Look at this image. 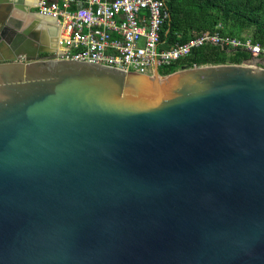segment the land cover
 <instances>
[{
  "label": "water",
  "instance_id": "1",
  "mask_svg": "<svg viewBox=\"0 0 264 264\" xmlns=\"http://www.w3.org/2000/svg\"><path fill=\"white\" fill-rule=\"evenodd\" d=\"M0 1V264H264L259 58L57 60Z\"/></svg>",
  "mask_w": 264,
  "mask_h": 264
},
{
  "label": "built area",
  "instance_id": "2",
  "mask_svg": "<svg viewBox=\"0 0 264 264\" xmlns=\"http://www.w3.org/2000/svg\"><path fill=\"white\" fill-rule=\"evenodd\" d=\"M34 8L55 22L54 29L58 27L54 38L49 36L55 44L52 58L57 60L153 75L155 66H169L207 44L242 48L252 57H264L260 45L216 32L169 45L162 39L170 21L165 0H36Z\"/></svg>",
  "mask_w": 264,
  "mask_h": 264
},
{
  "label": "trees",
  "instance_id": "3",
  "mask_svg": "<svg viewBox=\"0 0 264 264\" xmlns=\"http://www.w3.org/2000/svg\"><path fill=\"white\" fill-rule=\"evenodd\" d=\"M170 21L162 39L169 45L183 44L202 32L221 37L250 40L264 48V0H165ZM165 31V32H166ZM250 52L242 48L204 45L169 65L159 67L161 76L182 66L242 64L250 60Z\"/></svg>",
  "mask_w": 264,
  "mask_h": 264
},
{
  "label": "crops",
  "instance_id": "4",
  "mask_svg": "<svg viewBox=\"0 0 264 264\" xmlns=\"http://www.w3.org/2000/svg\"><path fill=\"white\" fill-rule=\"evenodd\" d=\"M1 2V1H0ZM36 3V0H33L32 3H28V0H24V3H23V8L26 9H30L32 11V8H34V5ZM35 9V8H34ZM2 12L1 10V7H0V13ZM32 12H36L37 11H32ZM23 17H22V20H20L22 22V24L24 26H31L32 30L34 31V33L37 35L38 37V42L42 45L46 44V45H49L47 43H45V41L47 40L46 38V32H47V28L46 26L44 25V23L46 21L50 22V24L53 26V28L55 27V22L50 20V19H45L43 18L42 16H40L39 14H28L27 12L23 11ZM51 26V27H52ZM56 29H54L55 31ZM48 38H49V35H48ZM49 40V39H48ZM47 40V42H48ZM51 47V46H50Z\"/></svg>",
  "mask_w": 264,
  "mask_h": 264
},
{
  "label": "bare ground",
  "instance_id": "5",
  "mask_svg": "<svg viewBox=\"0 0 264 264\" xmlns=\"http://www.w3.org/2000/svg\"><path fill=\"white\" fill-rule=\"evenodd\" d=\"M33 2V0H28V3H32ZM44 25L46 26V28H47V32H46V38H47V40L49 39L48 38V35L50 36V37H53V33H54V28H53V26L50 24V22H48V21H46L45 23H44ZM52 26V27H51ZM54 38V37H53ZM47 40L45 41V43H47V44H49L50 45V41L51 40H48V42H47ZM51 44H52V42H51Z\"/></svg>",
  "mask_w": 264,
  "mask_h": 264
},
{
  "label": "rangeland",
  "instance_id": "6",
  "mask_svg": "<svg viewBox=\"0 0 264 264\" xmlns=\"http://www.w3.org/2000/svg\"><path fill=\"white\" fill-rule=\"evenodd\" d=\"M36 9H34V8H32V11H35ZM252 58H259V63H258V65L260 66V67H262V65H264V57H252ZM252 66H255V64L253 65L252 64Z\"/></svg>",
  "mask_w": 264,
  "mask_h": 264
},
{
  "label": "flooded vegetation",
  "instance_id": "7",
  "mask_svg": "<svg viewBox=\"0 0 264 264\" xmlns=\"http://www.w3.org/2000/svg\"><path fill=\"white\" fill-rule=\"evenodd\" d=\"M5 36H6V38H9V37H11L12 35H11L10 33H8V31H5ZM41 56H43V54H41Z\"/></svg>",
  "mask_w": 264,
  "mask_h": 264
}]
</instances>
